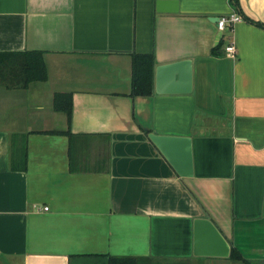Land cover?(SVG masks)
<instances>
[{"label":"crops","instance_id":"obj_1","mask_svg":"<svg viewBox=\"0 0 264 264\" xmlns=\"http://www.w3.org/2000/svg\"><path fill=\"white\" fill-rule=\"evenodd\" d=\"M239 4L229 32L232 0H0V52L41 51L48 70L0 82V264H264V0ZM134 53L155 56L149 95L132 94ZM182 59L191 90L157 93L156 67ZM184 71L163 87L186 89ZM152 130L192 136L193 176ZM198 217L240 258L197 254Z\"/></svg>","mask_w":264,"mask_h":264},{"label":"water","instance_id":"obj_2","mask_svg":"<svg viewBox=\"0 0 264 264\" xmlns=\"http://www.w3.org/2000/svg\"><path fill=\"white\" fill-rule=\"evenodd\" d=\"M174 3L159 1V4ZM176 3V2H175ZM178 67H185L184 78L188 87L184 90L164 88L165 78H172V73ZM168 75V76H167ZM191 59H182L171 63L160 64L156 67L157 93L189 92L191 90ZM149 139L156 145L166 160L172 165L176 173L190 177L194 174L193 139L189 134H166L156 130L148 131ZM195 240L198 247L204 245L207 249H198L197 254L228 256L231 244L218 226L208 217H198L195 221ZM211 241V242H209Z\"/></svg>","mask_w":264,"mask_h":264},{"label":"trees","instance_id":"obj_3","mask_svg":"<svg viewBox=\"0 0 264 264\" xmlns=\"http://www.w3.org/2000/svg\"><path fill=\"white\" fill-rule=\"evenodd\" d=\"M239 10V0H232ZM239 12V11H238ZM219 43L215 48H219ZM132 94L149 95L154 88V72L156 59L153 53H134L132 56ZM48 77V70L44 55L41 51L25 50L15 53L0 52V82L9 87H25L32 81H44ZM72 100L70 94L56 93L54 97V108L67 114L70 121L72 112ZM48 133H66L67 130H46ZM14 153V151H13ZM24 169L27 162V150L23 149ZM232 258L239 259V252L232 247ZM251 264V263H250Z\"/></svg>","mask_w":264,"mask_h":264},{"label":"built area","instance_id":"obj_4","mask_svg":"<svg viewBox=\"0 0 264 264\" xmlns=\"http://www.w3.org/2000/svg\"><path fill=\"white\" fill-rule=\"evenodd\" d=\"M243 16L238 12L237 10H232L228 13H224L218 17V27L221 30H227L229 32H232L234 29L235 24L242 20ZM224 50L229 54V55H234L236 53V44L233 41H230L224 46ZM45 209H48V206L44 207Z\"/></svg>","mask_w":264,"mask_h":264}]
</instances>
